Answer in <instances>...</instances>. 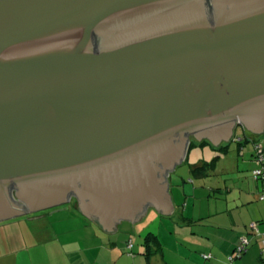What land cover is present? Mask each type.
<instances>
[{"label": "water", "instance_id": "95a60500", "mask_svg": "<svg viewBox=\"0 0 264 264\" xmlns=\"http://www.w3.org/2000/svg\"><path fill=\"white\" fill-rule=\"evenodd\" d=\"M246 118L264 130V0H0V222L72 195L107 231L173 213L192 135Z\"/></svg>", "mask_w": 264, "mask_h": 264}, {"label": "crops", "instance_id": "0c3cea01", "mask_svg": "<svg viewBox=\"0 0 264 264\" xmlns=\"http://www.w3.org/2000/svg\"><path fill=\"white\" fill-rule=\"evenodd\" d=\"M245 129L264 147V130ZM235 132L233 128L229 141ZM204 139L209 141L207 137H191L196 143ZM211 150L203 158L196 151L189 171L168 174L173 213L160 212L152 204L137 221L124 219L116 224L118 229L107 231L95 217L91 219L79 210L78 202L74 205L77 213L54 219H43L48 215L44 213L1 221L0 264H154L157 256L161 264H226L244 234L250 243L234 264H264V187L252 175L257 166L253 148L234 142L226 153ZM215 155L218 157L213 161ZM152 209L162 219L171 220L169 232L157 234L162 249L147 255L142 237L133 239L125 232L130 223L137 231L138 223ZM251 222H257V230L250 228ZM123 227L126 230L122 231ZM131 240L134 245L129 248ZM205 253L210 256L205 258Z\"/></svg>", "mask_w": 264, "mask_h": 264}, {"label": "rangeland", "instance_id": "374dc122", "mask_svg": "<svg viewBox=\"0 0 264 264\" xmlns=\"http://www.w3.org/2000/svg\"><path fill=\"white\" fill-rule=\"evenodd\" d=\"M237 132H239V130ZM225 142H227V141H224V143ZM212 145H214V144H212ZM245 145L247 146L248 150L254 148L252 142H246ZM214 146L216 147L217 145H214ZM211 149H212V147L210 145L209 146H203L200 148H198V146H192L191 149L188 150L183 164L177 165L175 170L172 171V174H175L177 170L181 171V172L189 171V169L191 167V162L194 158L196 151H199L200 155L203 158L204 156H207L209 153L211 154V151H212ZM214 154H216V153L214 152ZM180 174L181 173L178 172V175H180ZM186 181H187V177H186ZM65 207H67V209L70 208L69 209L70 211L67 209L59 210V211H55V212H52V210H49V211H45L43 213H33L31 215H28V217L33 216V215L39 216V215H43L44 213H48L47 217L43 218L45 220H48V219H54V217H57V216L69 215L71 212L77 213L74 206L71 205V203L65 205ZM170 220L162 219L161 215L158 214L155 209H152L151 212L149 213V215L148 216L146 215L144 220H142L141 222L138 223L139 226L137 228V231H135V229L133 227L134 224L130 223L129 226L126 227L127 231L125 233H126V235L131 236L133 239L134 238L136 239L137 237H142V239H144V237L146 236V234L148 232H153L157 235L158 232L160 231L161 234H166L169 232L168 225H170V224L168 222H170ZM126 228L123 227L122 231L126 230ZM142 242H143V240H142ZM159 259H160V257L157 256L154 264H161Z\"/></svg>", "mask_w": 264, "mask_h": 264}, {"label": "trees", "instance_id": "16d2710c", "mask_svg": "<svg viewBox=\"0 0 264 264\" xmlns=\"http://www.w3.org/2000/svg\"><path fill=\"white\" fill-rule=\"evenodd\" d=\"M240 131V134L238 135V132L237 131ZM238 143L239 145L241 144L242 145V143H244L245 144V142H252L253 143V146H254V148H253V159L255 160V142H258V143H260V144H262L261 143V141H260V139H256V138H254L252 135H250V134H248V133H246V129H245V127L244 126H238L237 127V129H236V132H235V134H234V137L230 140V141H227V142H225V143H221L220 145H218V146H214V145H212L208 140H206V139H204V140H202L200 143H196V142H193V141H191L190 142V145H189V150L191 149V147L192 146H195L196 144H198L199 146H201V147H203V146H211L212 147V149L213 150H216V151H219V152H222V153H226L227 151H229V148H230V145L232 144V143ZM263 146V145H262ZM264 148V147H263ZM217 157H218V155H215L214 156V158H213V161H216L217 160ZM256 161V160H255ZM256 167H254L253 169H255ZM253 169H252V175H253V177L255 178V179H257L255 176H254V174H253ZM258 180H260V179H258ZM261 182H262V180H260ZM262 184H263V182H262ZM263 191H264V189H263ZM262 194H263V192H262ZM262 196V195H261ZM263 198V197H262ZM251 223H253V222H251ZM251 223H250V228L252 229V230H256V229H253L252 227H251ZM256 223V225H257V222H255ZM244 235H247V234H244ZM243 236V235H242ZM248 236V235H247ZM239 242H240V240H239ZM238 242V243H239ZM131 243H132V247H133V245H134V243H133V241L131 240ZM143 243H144V245H145V253L147 254V255H152V254H155L158 250H161L162 249V244H161V242L159 241V238H158V236L155 234V233H153V232H148L147 234H146V236L144 237V239H143ZM237 243V244H238ZM236 244V245H237ZM263 248V247H262ZM262 252V251H261ZM237 259V258H236ZM235 259V260H236ZM235 260H234V262H235Z\"/></svg>", "mask_w": 264, "mask_h": 264}, {"label": "built area", "instance_id": "2783aa9c", "mask_svg": "<svg viewBox=\"0 0 264 264\" xmlns=\"http://www.w3.org/2000/svg\"><path fill=\"white\" fill-rule=\"evenodd\" d=\"M255 160L257 162V166L253 169V174L257 179L262 180L264 187V148L262 144L255 142ZM264 198V191L262 194ZM251 227L257 230L256 223H251ZM264 242V241H263ZM250 243V239L247 235H243L240 237V242L235 246L232 254L229 256L228 262L226 264H234V260L239 257L244 251H246L248 245ZM129 248H132L131 241L128 244ZM262 254L264 255V243L262 248ZM210 255L208 253L204 254L205 258H208Z\"/></svg>", "mask_w": 264, "mask_h": 264}, {"label": "flooded vegetation", "instance_id": "af4514ba", "mask_svg": "<svg viewBox=\"0 0 264 264\" xmlns=\"http://www.w3.org/2000/svg\"><path fill=\"white\" fill-rule=\"evenodd\" d=\"M240 121L244 124L243 126L244 127H247L248 125H247V123L248 122H253L254 120H251V119H248V118H246V119H240ZM235 122L236 121H231V123L234 125L235 124ZM251 125V124H250ZM253 126H255L256 128H259V123H256L255 125H253ZM249 127V126H248ZM263 128H264V126H263ZM73 197H71V205H75V203H78V202H80L79 200V197L78 196H74V195H72ZM79 204V203H78ZM65 205H67V204H65ZM65 205H62V206H59V207H64ZM81 205V204H80ZM56 208H58V207H55V208H51V209H47V210H43V211H39V212H35V213H43V212H45V211H49V210H54V209H56ZM33 214V213H32ZM94 217L95 218H99L98 216H96V215H94ZM100 219V218H99Z\"/></svg>", "mask_w": 264, "mask_h": 264}]
</instances>
